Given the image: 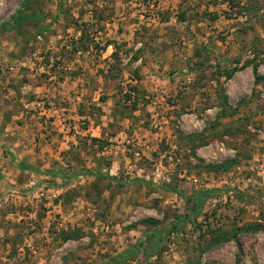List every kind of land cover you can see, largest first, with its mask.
<instances>
[{"label":"rangeland","instance_id":"374dc122","mask_svg":"<svg viewBox=\"0 0 264 264\" xmlns=\"http://www.w3.org/2000/svg\"><path fill=\"white\" fill-rule=\"evenodd\" d=\"M23 9L26 17L18 25L14 18ZM132 32L143 50L164 44L196 55L190 94L184 79L175 89L170 82L151 91L138 89L140 74L123 61L114 80L90 71L96 64L104 69V60L87 61V70L73 65L83 35L86 42L102 37L97 53L105 42H113L117 58H123L121 52L140 55L142 49L128 45ZM0 79L10 81L20 98L12 108L22 116L11 120V140L16 138L11 133L20 131L14 125L26 136L30 129L45 131L38 123L48 118L41 113L54 106L46 92L27 94L24 85L60 82L58 104L69 120L77 117L79 129L104 115L105 123L112 119L109 134L129 121L132 140L104 138L108 145L99 150V143H86L83 136L67 150L63 169L109 175L97 188L94 176L76 178L71 187L82 192L71 199H127V204L111 203L108 213L65 218L64 224L86 227L93 236L91 243L85 238L63 246L59 219L39 218L48 215L47 201L63 178L41 173L39 156L34 162L39 172L19 170L17 164L29 160L20 158L14 146H3L1 177L20 179L13 186L3 178L9 186L0 191V264H264V0H0ZM187 98L190 104L181 112L172 108L183 101L186 105ZM26 101L32 103L26 106ZM147 130L159 137L148 142L155 148L138 144ZM130 163L141 165L150 178L123 181L130 177ZM113 165L118 175L110 174ZM46 181L54 184L46 186ZM205 191L201 208V199L188 200ZM184 215L190 218L178 220ZM144 218L160 224H132ZM102 222L109 230H101ZM174 222L172 232L158 234V247L144 253L151 245L148 235ZM141 239L143 246L132 252Z\"/></svg>","mask_w":264,"mask_h":264},{"label":"crops","instance_id":"0c3cea01","mask_svg":"<svg viewBox=\"0 0 264 264\" xmlns=\"http://www.w3.org/2000/svg\"><path fill=\"white\" fill-rule=\"evenodd\" d=\"M136 25L140 26L139 23H136ZM133 32H132V35L128 36L129 38L128 45L134 46L135 49L137 50L140 44H143V46L145 45L142 41L140 40L137 41L134 39ZM78 34H81V30H78ZM101 39L102 37H96L95 38L96 42L94 41L95 44L90 45V47L86 50L84 49L82 50L81 48L78 49L77 52L73 54L74 56L73 65L75 64L79 67L84 66L83 70H87V67L85 66V64H87V61L88 62L92 61V64H95V61L100 62L101 60H104V62L106 63V65L104 64L106 66V67L105 66L103 67L104 69H101V70L98 69L100 66L99 64L93 65L89 69L93 68L90 71L96 70V72L102 71L103 73H108L110 69V65L116 62L114 53H117V51L115 49V45L113 44V42H108V43L105 42L104 46L100 49L99 53H97L96 52L97 51L96 49L98 48L96 47L97 43L103 44V42L100 41ZM150 43L155 44V42H150ZM140 49L142 48H139L138 50ZM121 55L123 56V58L120 59V61L121 62L123 61V64L127 66L128 69L130 67L134 72L140 74L138 75V77L140 78H137L136 80V84H138L136 86L138 89H146L149 91L155 90L157 89L158 85L162 86L163 84L162 82H165V84L170 82V85L173 86L175 89L177 88L178 82H182L180 80L184 79V82L188 84L185 87L186 89L189 90V91L187 90V92L189 93L193 91L191 89L194 84L191 81L192 75L197 76V72L193 70V66L196 64L194 62L198 61V58L193 52L186 53L185 51H177L176 49L174 50L173 48L167 49V46L163 44V45H160L158 49L156 48L154 49L151 46H146L145 50L142 49V52L140 53V55L134 52L130 54L128 53L123 54L121 52ZM181 61H183V63H181ZM122 68L123 67H121L120 73H122ZM100 77L102 76L100 75ZM75 79L79 81L81 80L80 78H78V76L77 77L75 76ZM49 80L51 79L49 78ZM108 81H111V80H108ZM9 82L10 81H8V84H7V83H4L2 80L0 81V83L3 84V85H0V155L3 152L2 151L3 146L5 149L7 145H10L11 147L14 146V148H16L15 151L19 153L20 158L22 159L26 158L27 160H29L31 165L35 166L34 162L38 161L37 156H39L40 158L39 165L41 164V170L57 171L58 168H63V166L60 165L61 163L62 164L67 163L68 161L67 159L68 156H66L67 155L66 153L68 152L67 150L71 148V146L76 142V140L79 137L86 136L85 138L86 139L88 138L86 143H88V141L91 142L92 137H96L102 140L106 138L112 142L131 144L130 142L132 140L129 139L130 133L128 132L131 125H129L128 120H127L128 121L127 124H125L124 122L120 123V126H122V128L120 129L118 133H115V134H109L108 127L111 125L110 122L112 121V119L111 120L109 119L108 123H105L104 121H102L104 118V115H102L99 120H97L96 118H91L92 121L90 122V125L87 124L83 127H80L79 129V126H77L78 123L76 121L77 117L72 115V117L74 118L73 119L74 121H71V119L69 120V118H71L69 116L71 115L65 114L64 113L65 109H63L62 106L58 104V102L60 101V97H61L60 92L63 90V89H60L59 87L62 88V86H64L63 83L61 82L57 83L58 84L57 86L55 84L53 85L50 83H44V84L35 85V86H32V84L30 83L24 85L23 88H28L26 91L27 94L29 93V91L37 92V93L46 92L47 97L51 96V98L52 97L54 98V99H51V103H53L54 106L52 108L45 109L41 113V114H46L48 118V119L43 118V122L38 123V125L42 126L41 128H44L45 131L38 133V132H33V129H30L28 132V136H26L24 133H22L23 131H21L22 130L20 129L21 127H19L18 125H14V128L20 131L17 133L12 132L11 134H16V138L13 137L11 140V137H7L8 135H10V129L12 128L11 126L13 124L11 120H13L16 117H21L22 115L15 116L14 114L15 112L12 109L15 106H17V104L20 102V98L18 97V94H19L18 90L15 87L9 85ZM170 85L168 86V88L170 87ZM5 89L9 91L10 95L7 94V91H3ZM13 93L14 95H11ZM4 97H7L8 99L5 100ZM103 100L105 101V99ZM185 102L186 101H183L182 103L178 105L172 106V108L177 107L178 110L181 112L183 108H185L184 106L187 107V105L190 104V103L188 104L189 102L188 98H187L186 105H185ZM31 103L26 101L25 105L27 106L28 104H31ZM63 116L65 117L63 118ZM66 119H68L69 121L66 122L65 121ZM135 134H137V132H135ZM144 136H146L147 138L146 137L145 139L141 138L138 141V144L144 145L146 149L155 148L154 146L152 147L151 145H149L150 143L148 142H151L150 140L157 141L159 138L158 135H156L157 137H154L155 134L147 130L145 131ZM10 140H11V143L9 142ZM116 147L121 148L120 146H115V148ZM103 153H107V151L106 152L103 151ZM108 168L111 169V173H110L111 175L112 174L118 175L120 173V171L117 170V168L119 167H116L113 165V166H108ZM18 169L22 171V169L19 166H18ZM2 172L4 173L3 170ZM127 173L130 174V177H124L123 181H125V179L128 181H131V179H134L137 177L138 178L144 177L147 180L150 178L148 174H143L145 173L144 168L143 167L141 168V165H138L136 163H130V165H128ZM44 174L46 175V177H48L49 175L47 174V172ZM1 176L2 175L0 171V191L3 190L4 188L3 178H5L6 180H9V182L13 186H15L17 180L20 179V178H17L15 180L6 175L5 177H1ZM84 180L85 179H83L82 181L84 182ZM31 184H34V183L30 182L29 184H26V185H31ZM82 186L83 185H81V188ZM69 187L71 186H65V187L59 186L56 190L55 189L49 190V191L55 190L56 193H53L52 199H49L47 201L46 206L47 208H49V210L47 211L48 215H42V217L39 216L41 221L44 220L43 222L47 221L49 218L59 219V221L61 222L59 225L62 226V228H59V231H58L59 234H60V230L62 229H65V230L81 229L83 231V236L78 239H70L68 241H64L60 238L61 239L60 243H62L61 246H63L64 244L68 242H77L85 238H89V243H91L92 242L91 236H93V235L89 236V233H86L85 231L87 230L86 227L81 226V227L71 228L69 227V225L64 224L63 222L66 220L65 218H69L70 216H73V215H75V217L77 215L81 216L85 213L98 214L99 212H102V211H105L106 213H108L109 212L108 206L111 203H112V207H114L115 204H118V205L120 204L119 206L125 205V200L127 204V199H87L85 196H84V199H59L60 195L64 194L69 189ZM99 206L103 207L101 211H99ZM116 208H117V205H116ZM119 208H122V207H119ZM112 212H115V211L113 210ZM116 212H119V211H116ZM52 214H54L55 217ZM102 225L103 227H101V230L106 229V226H108L109 224L106 222H102ZM109 228H110V225H109ZM93 230L96 232L97 227Z\"/></svg>","mask_w":264,"mask_h":264},{"label":"trees","instance_id":"16d2710c","mask_svg":"<svg viewBox=\"0 0 264 264\" xmlns=\"http://www.w3.org/2000/svg\"><path fill=\"white\" fill-rule=\"evenodd\" d=\"M22 12L25 13L24 9H23V11H20V13L17 14L18 17H15L14 18V22L17 23L18 25H20L22 23V20H23L22 18H24V16H25V15L24 16L22 15L23 14ZM84 38H85V36L83 35L81 37V39L76 43V44L80 43L81 46H77L76 49H75V51L78 50V49H80V48L82 50L83 49L86 50V49H88L90 47V45L95 44V42L93 40H90V39L89 40L86 39L87 42L84 41L85 40ZM96 47H97V45H96ZM116 56H118V54L117 53H114V57L116 58V62H114V63H112L110 65L109 72L106 75V76H108V74H110V78L111 79H116L118 76H120V70H121V67L119 65L120 58L119 57L117 58ZM117 60H118V63H117ZM115 69H117V70L114 71ZM127 97L129 98L130 95L127 94ZM103 99H105V97H103ZM92 142L93 143H95V142L99 143L98 144V149L99 150L104 149L108 145V141L107 140H105V139L102 140V139H99V138H96V137H92ZM73 148H74V146L72 145L69 150H73ZM194 154H195V152H194ZM18 166L22 170L29 169V170H32L34 172H36V171L39 172L40 171L37 167H35L33 165H30V164H26L25 162H19L18 163ZM40 172H43V173H46L47 172V174L53 176L54 178H55V176H61L63 178V180H64V184L60 185L62 187L71 186L73 180H75L76 178L77 179H81L84 176L85 177L94 176V177H96V179L93 182V186L97 188L98 183H99V180L102 179V178H105V177L109 176L107 173L106 174H99L96 171L91 170V169H82V170H79L77 172H71V171H67V169L58 168L57 171L54 170V171H40ZM75 176H77V177H75ZM44 183L46 184V186L49 185V184H54V183H51V181H49V182L46 181ZM7 186H9V185L7 184L6 181H4V190H5V188ZM79 192H80V188L77 189L75 187H69V189L64 194H61L60 195V198L59 199H71V197L74 194L75 195L76 194L78 195ZM207 194H208L207 191L201 192L200 195H195L194 197L189 198L188 200L192 201L194 199H201L200 202H199V204H198V208H201L202 202L205 199V197H206ZM86 196H90V192L89 191H86ZM40 216L42 217V215H40ZM182 218L185 220V219H189L190 216H188V215L180 216L178 218V220H181ZM132 224L134 226L143 225L144 227L147 228V227H151V226L157 227L160 223H159V221H157L154 218H144V219H140L137 222L132 223ZM177 224H178L177 222H174V223L171 224V226H168V227H158L154 231H152L148 235V238L150 239L151 245H150V247H148V248H146L144 250V253H148L149 250H151V249H154L155 250L158 247V245H157L159 243L158 234H160L162 232H164L166 234L172 232L177 227ZM59 236L64 241H68L70 239H78V238H81L83 236V231L81 229H72V230L62 229V230H60V235ZM221 238H224V237L222 236ZM221 238H217V240L219 241V239L221 240ZM143 244L144 243H143V241L141 239L139 241V244H137L133 248L132 252L137 251V249H140V247H142ZM130 251L131 250L125 251L124 252V256H127V254ZM66 263H67V261L64 262V264H66Z\"/></svg>","mask_w":264,"mask_h":264},{"label":"built area","instance_id":"2783aa9c","mask_svg":"<svg viewBox=\"0 0 264 264\" xmlns=\"http://www.w3.org/2000/svg\"><path fill=\"white\" fill-rule=\"evenodd\" d=\"M136 154H137V156H139V155H140V153H139V152H137ZM197 180H198V179H195V181H197ZM49 190H50V189H49ZM41 194H42V195H44V192L42 191V193H41ZM106 229H107V230H109V225H108V226H106Z\"/></svg>","mask_w":264,"mask_h":264}]
</instances>
